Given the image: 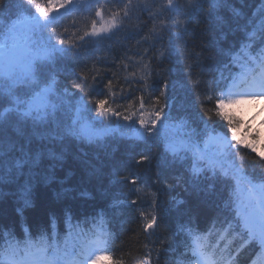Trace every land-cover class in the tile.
<instances>
[{
	"label": "snow or ice",
	"instance_id": "obj_1",
	"mask_svg": "<svg viewBox=\"0 0 264 264\" xmlns=\"http://www.w3.org/2000/svg\"><path fill=\"white\" fill-rule=\"evenodd\" d=\"M8 4L0 0V187L15 185L23 208L33 207L36 186L55 180L68 157L123 142L132 167L113 163L108 178L118 194L110 207L137 214L141 264H159L162 252H171L167 264H240L245 249L264 252V133L248 122L239 135L241 111L264 102V0H251V12L249 0H14V10ZM201 16L220 40L239 34L238 41L181 47ZM122 34L136 39V52L120 64L89 59ZM213 50L221 59L210 68L206 52ZM174 58L185 64L186 79L168 78L173 69L165 64ZM68 61L75 91L58 78L69 74ZM178 85L191 93L199 122L177 109ZM174 168L186 169L194 187L208 181L219 202L210 227L189 219L176 233L183 238L165 247L159 233L173 189L165 174ZM151 169L157 188L150 192L143 172ZM90 175L101 178L95 170ZM108 215L102 209L89 227L87 217L66 213L63 234L54 214L35 236L26 227L22 238L0 228V264H134L133 247L116 252Z\"/></svg>",
	"mask_w": 264,
	"mask_h": 264
},
{
	"label": "trees",
	"instance_id": "obj_2",
	"mask_svg": "<svg viewBox=\"0 0 264 264\" xmlns=\"http://www.w3.org/2000/svg\"><path fill=\"white\" fill-rule=\"evenodd\" d=\"M13 4L14 0H9L8 7L10 10H14L12 8ZM249 4L250 6L245 8L247 12L253 10L251 0H249ZM235 7L240 8L241 5L237 2ZM224 15L227 16L228 13L225 12ZM67 23L70 24L71 21L69 20ZM213 38L220 40L219 30L210 27L201 16L189 24L187 35L179 44L181 47L187 43L200 48ZM238 39L239 34L236 36L229 35L226 40H220V44L222 47L228 48L234 42H237ZM136 51V39L122 34L118 39L111 41L110 44L101 45L88 55L89 59L100 56L108 57L109 59L114 58L116 63L120 64V58L125 53L132 54ZM206 55L209 57L207 66L210 68H214L221 59L214 50L206 52ZM179 59L174 58L170 64H165V67L173 69L168 77L171 81L186 79L187 77V68L185 64L178 62ZM66 68L70 70L69 74L61 73L58 78L62 84H66L72 91H75L72 88V84L76 80V70L70 61L66 62ZM159 83L160 81L157 80L156 84ZM191 103V93L178 85L176 91L177 109L181 114H185L187 110L199 122V116L196 115L197 109L192 108ZM126 151L127 146L125 143L110 141L101 148L85 147L81 150L82 159L68 157L64 167L56 170L55 180L48 184L40 183L36 186L34 206L23 212V217L16 211V203L18 207H23L22 201L19 200L18 194H16L17 187L15 185L0 187V228L4 230L11 229L16 234L24 223L34 232L40 227H47L52 214L61 217L63 214L70 213L75 218L82 216L92 218L93 216H98L102 209L107 208L109 209V215L106 218L110 220V225L114 220L113 218H118V220L116 219L118 221L116 227L118 236L115 244L116 252L123 255L129 247H133L134 264H141L142 244H138L133 238L135 233L139 231L137 214L131 208L124 213L119 211L112 212L110 207L112 199L118 194V189L110 185L108 174L114 162L124 160L127 161L128 167H132L130 157L125 155ZM136 151L138 152L139 149H136ZM152 151L159 155L162 148L157 147ZM241 154H247V150L241 149ZM93 170L101 175L100 179H97L96 175H90ZM154 177L155 169L143 172L145 181L143 186L147 191H156L157 185L154 183ZM165 178L173 184L170 194L172 198L170 212L159 233L166 240L165 247H167L168 245L175 246L176 242L183 238L176 233L180 225L187 223L189 219L194 225H198L200 229L210 227L217 212L214 204L219 202V197L214 198L210 195L212 189L209 188L208 181H199L194 187L191 176L186 169H171L165 174ZM60 181H63V183ZM59 194H62L60 198H58ZM164 199L169 200V196H165ZM177 201H183L184 203L178 204ZM228 215L230 217L231 213H228ZM143 239L144 237H141V240ZM153 239L157 238L153 237ZM121 241H123V244ZM157 247H159L158 240ZM248 251L250 256L260 254L257 245L248 248ZM170 256L171 252H162V259L159 264H167ZM154 264H156L155 260Z\"/></svg>",
	"mask_w": 264,
	"mask_h": 264
},
{
	"label": "rangeland",
	"instance_id": "obj_3",
	"mask_svg": "<svg viewBox=\"0 0 264 264\" xmlns=\"http://www.w3.org/2000/svg\"><path fill=\"white\" fill-rule=\"evenodd\" d=\"M240 116L245 121V127L239 131L241 138L244 137L248 122L252 123L253 129H259L260 132L264 133V127H261V124L264 123V102L246 106L241 111ZM252 134L255 135V131Z\"/></svg>",
	"mask_w": 264,
	"mask_h": 264
},
{
	"label": "bare ground",
	"instance_id": "obj_4",
	"mask_svg": "<svg viewBox=\"0 0 264 264\" xmlns=\"http://www.w3.org/2000/svg\"><path fill=\"white\" fill-rule=\"evenodd\" d=\"M56 217H58L62 222H63V219L61 218V217H59V216H56ZM114 220L112 221V224H111V229H116V227H117V220H118V218H113ZM117 219V220H116ZM82 220V219H81ZM90 223L89 224H91V222L92 221H89Z\"/></svg>",
	"mask_w": 264,
	"mask_h": 264
}]
</instances>
